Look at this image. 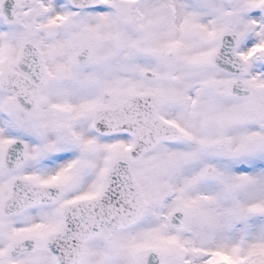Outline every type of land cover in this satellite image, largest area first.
<instances>
[{
  "label": "snow or ice",
  "instance_id": "snow-or-ice-1",
  "mask_svg": "<svg viewBox=\"0 0 264 264\" xmlns=\"http://www.w3.org/2000/svg\"><path fill=\"white\" fill-rule=\"evenodd\" d=\"M0 264H264V0H0Z\"/></svg>",
  "mask_w": 264,
  "mask_h": 264
}]
</instances>
